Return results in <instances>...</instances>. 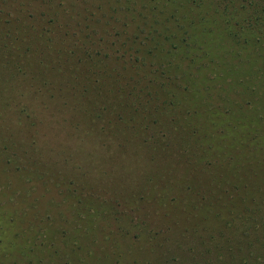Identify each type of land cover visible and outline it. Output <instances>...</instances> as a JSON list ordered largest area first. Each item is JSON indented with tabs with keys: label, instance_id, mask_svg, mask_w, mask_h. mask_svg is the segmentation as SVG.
Instances as JSON below:
<instances>
[{
	"label": "rangeland",
	"instance_id": "rangeland-1",
	"mask_svg": "<svg viewBox=\"0 0 264 264\" xmlns=\"http://www.w3.org/2000/svg\"><path fill=\"white\" fill-rule=\"evenodd\" d=\"M203 1L0 0V264H264V36Z\"/></svg>",
	"mask_w": 264,
	"mask_h": 264
},
{
	"label": "trees",
	"instance_id": "trees-1",
	"mask_svg": "<svg viewBox=\"0 0 264 264\" xmlns=\"http://www.w3.org/2000/svg\"><path fill=\"white\" fill-rule=\"evenodd\" d=\"M187 1H189V0H187ZM192 1L193 2L195 1L196 6L198 8L204 4L203 0H192ZM243 1L246 2L247 4L249 3L250 7H251L250 8L251 11H249L242 18V23H243L242 29L244 30V32L248 33V35H245L243 33H241V35H238L237 32H235L234 35L238 36V37L235 36V41L237 43L248 44L250 40H253L252 42L259 41V40H261V36H264V0H257V1L255 0L254 3H252L251 0H243ZM212 2H214V0H212ZM220 3H222L221 4L222 13L228 15L229 6H230L229 0H217L216 1L217 5H219ZM233 8H235V7H233ZM233 10H235V9H233ZM216 13H218V12H216ZM222 13L220 12L219 15L224 16ZM230 15H233V13L229 14V16ZM224 22H225L226 28H228L229 33L233 34V31H230L231 30L230 28L232 26L236 25V21H233V19L228 18ZM261 27H262V30H261L262 32H260V30H259ZM255 33H259L261 36L260 35L258 36Z\"/></svg>",
	"mask_w": 264,
	"mask_h": 264
}]
</instances>
